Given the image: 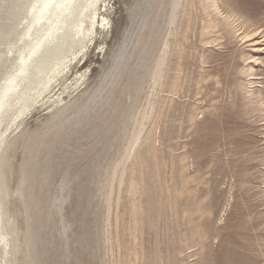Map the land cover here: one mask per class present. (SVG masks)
<instances>
[{"label":"rangeland","instance_id":"374dc122","mask_svg":"<svg viewBox=\"0 0 264 264\" xmlns=\"http://www.w3.org/2000/svg\"><path fill=\"white\" fill-rule=\"evenodd\" d=\"M64 1L0 0V56ZM94 10L0 115V264H264V0Z\"/></svg>","mask_w":264,"mask_h":264},{"label":"bare ground","instance_id":"6f19581e","mask_svg":"<svg viewBox=\"0 0 264 264\" xmlns=\"http://www.w3.org/2000/svg\"><path fill=\"white\" fill-rule=\"evenodd\" d=\"M97 1H64L55 16L42 14L35 25L27 27L24 34L26 33V38L29 39L27 41L22 40L24 43L16 50L17 55L6 51L4 57L3 55L0 56V115L5 111V107L14 108L25 98L29 91L28 87L33 84L34 80L37 82L45 75L47 80L44 86L50 83L51 78L48 76L58 70V67L65 60L66 54L71 51L75 44L83 40L87 31L89 33V30L84 28V18H88L90 28H93L98 22L95 10L89 16L86 15ZM24 2L26 3L27 0ZM35 3H37L36 0H31V2L23 5L19 18L21 19L22 16V19H28L35 8ZM12 7L14 5L10 4L6 13H10ZM15 9L16 12L13 17H17L18 14L17 6ZM10 26L12 32L17 35L18 28L15 24ZM10 38L15 40L12 36ZM13 41L6 42L5 40V44L11 45L10 42ZM2 215L0 211V222Z\"/></svg>","mask_w":264,"mask_h":264}]
</instances>
